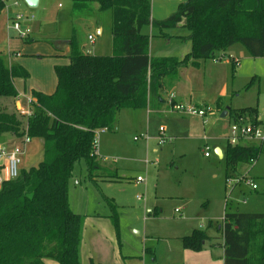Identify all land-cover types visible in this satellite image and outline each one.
I'll list each match as a JSON object with an SVG mask.
<instances>
[{
  "label": "trees",
  "instance_id": "obj_1",
  "mask_svg": "<svg viewBox=\"0 0 264 264\" xmlns=\"http://www.w3.org/2000/svg\"><path fill=\"white\" fill-rule=\"evenodd\" d=\"M95 1L100 11L112 12L114 55L84 53L73 38L69 63L55 66L56 90L33 91L40 106L28 121L12 105L19 94L14 78L30 74L0 55V139L27 134L43 139L45 146L38 167L22 169L0 188V264H47L48 258L56 264H82L86 217L73 211L69 186L82 160L94 180L100 167L97 131L114 130L122 109L150 106L154 96L161 98L173 87L184 67H199L216 52L241 43L253 57H264V0H187L162 20L153 18L151 0ZM73 3L84 8L90 0ZM4 7L0 0V11ZM150 26L160 36L188 39L191 52L183 58L152 56L150 35L144 32ZM178 27L189 30L188 38L168 32ZM223 103L219 97L216 106L223 108ZM241 115L261 124L256 107L229 111L232 119ZM263 151L264 141L228 144L223 160L236 170L256 161ZM105 198L119 227L118 204ZM223 231L225 264H264V213L226 209ZM209 238L206 230L195 229L182 244L202 251Z\"/></svg>",
  "mask_w": 264,
  "mask_h": 264
},
{
  "label": "rangeland",
  "instance_id": "obj_2",
  "mask_svg": "<svg viewBox=\"0 0 264 264\" xmlns=\"http://www.w3.org/2000/svg\"><path fill=\"white\" fill-rule=\"evenodd\" d=\"M16 2L18 5L14 6L18 9H15L14 14L26 15L19 9L21 4L29 7L26 0ZM182 2L185 0H151L152 10L155 7L156 13L173 5L178 7ZM58 4L65 15L72 6V0H50L47 6L56 10ZM97 6L95 0H90L87 9L74 11L76 21L73 27L82 40L87 42L86 53L94 54L98 49L100 54L114 55L111 37L97 35L95 23L101 20L104 26H109L113 19L112 12L99 11ZM40 9L41 6L33 7L29 16L34 15V19L25 20L36 21ZM168 32L187 38L190 34L184 27ZM89 34L95 37L94 43L88 39ZM191 49V41L180 39L171 44L168 52L172 56L180 53L186 56ZM89 50L91 52H87ZM22 58L30 75L27 79L16 80L19 90L30 86L41 87V83L47 88L53 86V57H39L29 53L22 54ZM233 59L239 60V63L234 65ZM178 92L191 95L197 103L212 104L217 116L212 119L208 117L210 123L203 125L197 116L182 117V114L164 113L167 104L160 105L159 109L163 113L151 115L149 106L124 108L114 130L101 131L97 136L100 161L104 160L113 172L96 170L94 181L84 160L75 166L69 186L72 209L95 219L109 215L105 217L108 218L107 222L104 217L100 219L103 220L101 237L114 242L112 247L107 241L100 251L103 256L109 247L105 264H112L113 249L117 253L119 250L132 252L134 264L184 263L182 255L176 250L179 241L173 237L189 234L192 228L201 226L202 222L207 226L209 222L205 221V217L220 219L225 207L228 211L264 213V151L245 170L246 176L253 179L259 189L254 191L243 183L241 187L244 193H240L239 187L230 193L231 188L226 186L227 175L240 177L242 173L239 168H236V172L232 165L221 160L214 150L216 143H224L222 133L226 132L227 126L233 121L229 115L222 118L221 110L256 107L261 119L260 127L264 129V57H253L243 44L237 43L226 51L216 52V57L204 61L201 67H184L178 82ZM219 97L224 98L223 108L216 107ZM156 102L159 105L160 102ZM161 127L165 128L163 135ZM213 130H221V136H214L216 134H212ZM205 136L212 147V156L209 158L204 155ZM162 139L165 141L161 142ZM37 141L42 142V148L32 149L31 144ZM26 144L20 143L23 150L21 162L26 160L27 163L24 169L38 167L44 157V141L34 137ZM1 171L5 172L3 168ZM103 174H113L117 181H103ZM138 175L145 177L146 181H137ZM105 196L113 198L118 204L119 227L111 218L112 211ZM157 210L159 214L154 213ZM149 247L153 253L149 252ZM83 262L91 264L89 259L83 258ZM47 264L56 262L48 258Z\"/></svg>",
  "mask_w": 264,
  "mask_h": 264
},
{
  "label": "crops",
  "instance_id": "obj_3",
  "mask_svg": "<svg viewBox=\"0 0 264 264\" xmlns=\"http://www.w3.org/2000/svg\"><path fill=\"white\" fill-rule=\"evenodd\" d=\"M16 1L17 0H7L5 2L4 9L2 11H0V55L4 56L6 62L9 65H13V64L21 65L27 71H28L27 65H26V63H24V59L22 58V54L31 53V54H35L36 56H39V57L40 56L41 57L48 56L50 58L53 57L54 58V65H53L54 68L53 69H54L55 83L53 84L52 87L47 88L46 85H42L43 83H41V87L30 86V87H25V89H23V90H19L18 87L16 86V80L17 79H25V78H21V77L14 78V84H15L18 92H19V95H23V94L32 95L33 91H40V92H44L46 94H52L56 90L57 83H58V79H57V76L55 73V66L69 63V61H70L69 56L71 53V40L73 38H75L76 41L80 44L83 52L86 53L85 51L87 50L86 49L87 48V42L82 40V38L78 34L77 30L73 27V25L75 24V21H76L74 19V17H75L74 15L76 14V13H74V11H83V10L87 9L88 7L75 8L73 0H72V6L64 15V12L60 11L61 6L59 4H58V8L56 10H53V7L49 8L47 6V3L50 0H38V5L36 7L39 8L41 6V9L39 10V11H41V12H39V17L36 21L28 22L27 20H31V19H28L27 17H29V14L31 12H33L31 10L33 7H30L29 5H28L29 7H26V6H23L21 4L19 9L22 10V12L26 13V15L25 14H23V15L27 19V20L23 21V25L25 28H28L32 31L29 40L24 41L17 36V34L13 28L9 27L10 26L9 25L10 16H13L15 13V9H18L17 7H15L18 5ZM186 1L187 0H185V2ZM36 7H34V8H36ZM176 8H178V7L173 5L172 7H168L164 11H160V12L156 13V10L154 7V10H152V16L154 19L162 20V19H165L166 17H168L169 15H171L172 12L174 13L177 10ZM110 21L111 22H110L109 26H104V24L102 23L101 20H99L98 22H95L96 23V33H97V35H101L104 37L105 36L108 37V35H109V37H111V41H113V34H112V22H113V20L111 19ZM47 26H49V28H47ZM144 32L150 35V53L152 56H156V57L157 56H172L168 52L169 47L171 46V44L174 41H179L180 38H176V37L175 38H169V37L160 36L161 32L158 29L153 28L152 26L144 28ZM90 36L93 37V40L90 39ZM88 39L92 43H94V41H95V37L92 34L88 35ZM29 43H34V44H29ZM97 50L95 51L96 53H94L95 55H103V54L98 53L99 51H97ZM87 52H91V50H89ZM176 56L183 58L185 55L180 53ZM46 60H47V62L49 61V59H46ZM46 60H43V61H46ZM203 62L201 63V65L199 67L202 66ZM195 68H198V67H195ZM183 73H184V68L181 70L179 78H181ZM178 82H179V79L175 82L173 87H171L169 89L166 88L167 90L163 91L161 98L154 96L155 99L153 98V101L151 102V104L149 106V114L150 115L163 113L162 112L163 110L161 111L159 109L160 105L161 104H164V105L167 104L165 107L166 110L164 108V113L179 116L180 114H173V113L167 112V110L169 108L168 102H169L170 98H174V101H176V102L191 103V104H194L197 106L212 105L209 103H203V104L197 103L193 99V97L189 94L181 95L182 93L178 92ZM167 95H169V96H167ZM16 100H17V97L14 98L13 105H12L13 107H15V109H16ZM156 100H158L160 102L159 105L157 104ZM228 110L230 111V108ZM229 111H228L226 116L229 115ZM221 113H223V110H221ZM180 116L185 117L184 115H180ZM215 116H217V112L214 115H210L208 117L212 119ZM221 117H222V114H221ZM201 121H202L203 125L210 123L209 120L207 123H205L202 119H201ZM211 122H212V120H211ZM217 123H220V122L217 121ZM230 124L231 123H229V125L226 128V132L224 131L225 133H222V136H221V130H218V131L213 130V132H212V134H216V135H214L216 137H217V135L221 136L222 140L224 141V143H216L214 145L215 153L217 152V150L218 151L221 150V152H222L221 154L216 153L217 156L221 160L224 159L225 152L227 149L228 143L225 140V136L229 130ZM211 125L209 127L210 131L212 129ZM208 138H209V135H208ZM208 138L206 136L204 138V140H205L204 149L206 146L209 145ZM22 142H23V138L16 137L13 134H5L0 139V148L5 147L8 150H11L14 146L20 145V143H22ZM42 145L43 144L41 141H37L36 143L31 144L32 149H33V147H35L37 149L42 148ZM26 146H27V144H26ZM204 155H205V151H204ZM211 156H212V154L209 157H211ZM205 157H207V156L205 155ZM99 162H100V167H99L98 171L103 170V171H107V172H109V171L113 172L112 169H108L107 163L104 160L100 161V158H99ZM6 164H7V158L5 156H3L0 152V169H2ZM21 164L20 165H21L22 169H24L26 164H27L26 160H24V162L22 161ZM247 166L248 165H242V166L238 167L240 169V172L243 175H245V174L247 175V173H245ZM115 169L118 170L117 168H115ZM235 171L237 172V170H235ZM242 174L240 176H242ZM112 176H110L109 174H107V175L103 174L101 180H103V181H117V179L114 178L113 174H112ZM139 176H141V175H138L136 177V180ZM228 176L229 175H227V177ZM94 181H96V179ZM241 186H242V184L238 188V189H240V193L243 192V189H242L243 187H241ZM246 186L250 187L249 185H246ZM258 189H256V190H258ZM252 190H254V189H252ZM256 190H254V191H256ZM204 206L206 207L207 205H204ZM226 209L227 208L225 207V211L222 214V216L220 217V219L213 220L212 218L205 217V221L209 222L208 225L206 226L204 224V222H202L201 226L192 228L191 232L189 233V234H191L195 229H204L207 231L210 238L206 241L205 247L202 251H193V250H189V249L184 248V246L182 244V238L184 236L189 235V234L181 235L179 237L178 236L173 237L172 239L179 241V244L176 245V247H178L176 250L180 255H182V260L184 261V263L179 262V263H167V264H225V240H224V231H223V221H224V215H225ZM157 211L154 213L159 214V211L158 212ZM82 214H85V213H82ZM85 216H86V220L88 219V221L85 220L84 230H83V239H82V245H81V261H82V264H86L83 262V258L86 260L87 259L91 260V264H93V263L94 264H105V262H107L106 261V253L108 252L109 247H107L103 256L100 254V251L102 252V248L105 247V245L107 244V241L110 243V245L112 247H114V242H112L111 240H108V239L105 240L101 237V231L103 229V227H102L103 220H100V219H103V217L104 218L109 217V215L107 214L105 216H100V217H97V219H95L93 217H89L86 214H85ZM157 217H159V215ZM105 219L107 222L108 218H105ZM146 234H147V231H146ZM165 238H168V237H165ZM149 252L153 253L151 248H150ZM133 256L134 255L130 251L123 252L122 250H119V253H117L113 249V262H112V264H134L133 261H134L135 257H133ZM189 258H191V259H189Z\"/></svg>",
  "mask_w": 264,
  "mask_h": 264
},
{
  "label": "built area",
  "instance_id": "obj_4",
  "mask_svg": "<svg viewBox=\"0 0 264 264\" xmlns=\"http://www.w3.org/2000/svg\"><path fill=\"white\" fill-rule=\"evenodd\" d=\"M6 2L7 0H2ZM28 19L33 20L34 15H31L27 17ZM25 20V16L21 13H16L13 16H10L9 19V27L13 28L17 34V36L27 41L29 40L32 31L28 28H25L23 25V21ZM90 39L93 40V37L90 36ZM236 61V64L239 63V60L234 59ZM19 95V94H18ZM169 108L167 112L173 113V114H182V115H188V116H197L201 118L205 123L208 122V116L213 115L215 112V108L212 105H203V106H197L191 103H184V102H176L174 101V98L169 99ZM37 106H40L38 104L37 99L32 95H19L17 96L16 100V112L23 120L28 121L31 117L34 116ZM107 128H103L97 131V136L99 132H105L107 131ZM160 132L163 135L165 132V128L161 127ZM143 137H147L146 135H142ZM138 138H136L137 140ZM31 140V137L27 134L23 137V143L24 145ZM225 140L228 144L232 146H237L243 143H249V142H261L264 140V129L260 127V125L254 124L251 117L247 115H241L238 116L237 119H233L229 126V130L227 135L225 136ZM165 141V139H162L161 142ZM205 155L209 157L211 155V146L205 147ZM0 152L3 156L7 158V164L3 167L4 173H2L0 169V188L6 181H10L13 179H16L20 175V169L19 164L21 163L20 155L23 154V150L20 145L14 146L11 150H8L5 147L0 148ZM95 153L99 157V148L97 145V139H96V146H95ZM253 161L252 163H254ZM251 163V164H252ZM137 181L139 182H145L146 179L143 176H139L137 178ZM227 186L231 188L230 193L233 192L236 188L240 187L241 184H246L252 187V189L256 190L258 189V185L256 182H254L253 179L246 176H240V177H233L228 176L226 178ZM229 193V194H230ZM179 211V209H177Z\"/></svg>",
  "mask_w": 264,
  "mask_h": 264
},
{
  "label": "water",
  "instance_id": "obj_5",
  "mask_svg": "<svg viewBox=\"0 0 264 264\" xmlns=\"http://www.w3.org/2000/svg\"><path fill=\"white\" fill-rule=\"evenodd\" d=\"M26 2L28 3L30 7H36L38 5V0H26ZM227 113H228V110L223 111L222 118H224L227 115ZM216 153L221 154L222 152L221 150L219 151L217 150Z\"/></svg>",
  "mask_w": 264,
  "mask_h": 264
}]
</instances>
